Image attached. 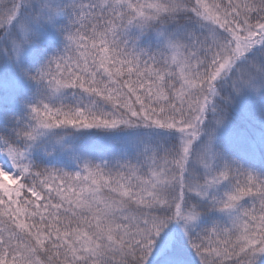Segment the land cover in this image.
Returning a JSON list of instances; mask_svg holds the SVG:
<instances>
[{
    "label": "snow or ice",
    "instance_id": "snow-or-ice-1",
    "mask_svg": "<svg viewBox=\"0 0 264 264\" xmlns=\"http://www.w3.org/2000/svg\"><path fill=\"white\" fill-rule=\"evenodd\" d=\"M0 264H264V0H0Z\"/></svg>",
    "mask_w": 264,
    "mask_h": 264
}]
</instances>
